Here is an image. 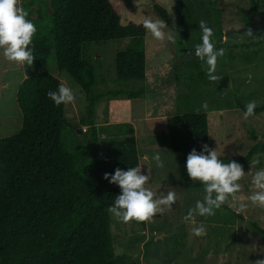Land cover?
I'll return each mask as SVG.
<instances>
[{"label": "rangeland", "instance_id": "1", "mask_svg": "<svg viewBox=\"0 0 264 264\" xmlns=\"http://www.w3.org/2000/svg\"><path fill=\"white\" fill-rule=\"evenodd\" d=\"M159 3L168 10L164 22L154 9ZM121 23L143 22L146 18L165 23L164 31L172 39L156 40L146 34L147 74L144 80H118L115 58L129 39L108 40L85 47L86 57L92 62L99 78L95 87L103 97L96 104L94 120L98 129L101 152L112 141L132 136L137 140L140 168L148 176L145 187L155 198L175 193L170 209L146 221L145 225L132 220L122 222L111 216L115 253L125 255L135 264H257L264 260V235L252 229L249 221L264 228V208L251 204L247 197L253 191L254 173L264 168V151H260L242 168L245 176L239 181V196L249 206L239 209L244 220L230 211L219 209L214 216H196L185 221L190 208L203 200L201 189L184 186L173 150L152 142V138L166 131L167 117L176 114L204 111L209 120L211 149L223 160L239 159L255 144L264 145V111L247 120L237 101L256 105L264 102V9L249 15L252 0H121ZM21 7V0H18ZM203 20L214 30L216 47L225 55L218 59L216 74L220 79L209 81L195 55L201 43L199 22ZM251 32V34H250ZM259 41L246 47L245 43ZM47 71L59 78L61 84L73 88L74 102L65 105V115L72 124L68 141L71 147L82 144L90 152L91 128L83 125L87 100L80 85L57 66L52 51L45 65H19L8 61L0 50V138L16 134L22 124V112L17 102V90L28 76ZM144 89L138 99L127 96H108L109 90ZM207 102V110L201 107ZM77 129L81 132L77 133ZM160 156V165L153 158ZM257 160L259 163H257ZM203 225L205 231L197 236L194 229Z\"/></svg>", "mask_w": 264, "mask_h": 264}, {"label": "trees", "instance_id": "2", "mask_svg": "<svg viewBox=\"0 0 264 264\" xmlns=\"http://www.w3.org/2000/svg\"><path fill=\"white\" fill-rule=\"evenodd\" d=\"M21 8L37 28L30 45L34 61L45 65L54 51L58 69L66 71L85 93L87 117L82 123L90 126L91 140L89 153L81 143L68 144L73 126L65 115V105L56 106L47 96L61 84L57 76L41 71L22 80L17 90L20 130L0 138V264H135L115 253L107 209L121 189L104 179V174L140 167L138 143L128 136L110 142L101 152L94 116L103 94L95 91L99 78L84 49L108 40L129 39L117 52L116 77L144 80L147 30L143 22L121 23V0H21ZM154 9L168 22L164 6L155 3ZM261 9L264 0H252L251 19ZM260 42L264 43V37ZM143 93V88L117 89L106 95L138 99ZM237 106L245 110L242 102L237 101ZM263 111L264 102L254 114ZM152 142L173 150L185 187L204 192L203 185L188 176L185 163L194 148L212 147L206 112L168 116L166 131ZM260 151L264 145L257 143L239 159L222 160H235L243 166ZM221 208L244 220L233 204L224 203ZM139 223L145 225L146 221ZM249 225L264 235L258 223L249 221Z\"/></svg>", "mask_w": 264, "mask_h": 264}, {"label": "clouds", "instance_id": "3", "mask_svg": "<svg viewBox=\"0 0 264 264\" xmlns=\"http://www.w3.org/2000/svg\"><path fill=\"white\" fill-rule=\"evenodd\" d=\"M28 13L18 6V0H0V50L8 60L19 65H32L35 59L33 37L37 32L34 23L27 18ZM165 23L160 20L146 18L143 27L151 33L156 40H171L172 36L164 31ZM201 30V43L195 46V55L201 61V68L207 73L209 81H216L220 77L216 74L218 59L223 58L225 50L216 47V37L213 28L206 21L199 22ZM251 34V32H250ZM47 96L56 105H67L76 99L73 88L65 84H59L57 89L49 91ZM201 107L208 108L207 102ZM257 105L250 101L245 105L243 118L248 119L254 115ZM159 166L160 156L153 157ZM257 163L259 161L257 160ZM186 171L193 181H199L203 185L204 198L197 200L194 208H190L185 221H194L196 216L210 217L216 214L229 199L239 202V209L243 210L249 205L244 198L239 196L241 185L239 181L245 176L242 166L235 160L225 163L217 155V150L211 149L207 144L202 145V150L195 148L187 155L185 163ZM104 179L120 187L121 192L116 196L114 202L109 205L107 211L127 223L135 220L137 222L147 221L170 209L176 200L175 193L168 192L166 196L154 199V193L145 187L148 176L142 174L141 168L128 167L127 170L117 168L112 173H105ZM253 191L247 197L252 205L264 208V168L258 169L251 181ZM197 236L204 233L203 225L194 229ZM257 264H264V260Z\"/></svg>", "mask_w": 264, "mask_h": 264}, {"label": "water", "instance_id": "4", "mask_svg": "<svg viewBox=\"0 0 264 264\" xmlns=\"http://www.w3.org/2000/svg\"><path fill=\"white\" fill-rule=\"evenodd\" d=\"M81 132V129H77V133Z\"/></svg>", "mask_w": 264, "mask_h": 264}]
</instances>
